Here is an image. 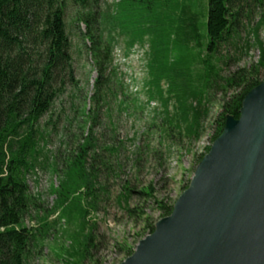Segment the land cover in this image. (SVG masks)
<instances>
[{
  "label": "trees",
  "instance_id": "1",
  "mask_svg": "<svg viewBox=\"0 0 264 264\" xmlns=\"http://www.w3.org/2000/svg\"><path fill=\"white\" fill-rule=\"evenodd\" d=\"M65 1L0 0V264H26L31 248L43 236L42 230L47 229L46 225L34 231L24 226L28 213L40 204L39 197L30 194L27 176L34 172L41 153L40 120L51 110L66 84H77L66 33ZM101 1L71 0L80 11L77 22L85 27L81 38L89 44L85 49L96 78L89 98L92 106L83 113L85 122L89 120L88 135L59 176L57 186L50 188L54 196L51 214L65 224L77 223V230L69 237L68 247L73 248L68 256L70 260L75 256L83 260L90 254L95 225L90 217L107 194L105 186L98 182L100 160L92 131L107 97L112 95L109 77L117 75L112 67L113 39L105 35L102 26L104 22L110 25L118 21L115 16L105 19ZM161 2L167 5L169 0ZM170 7L175 18L171 26L172 41L165 45V63L156 60L154 67L150 66L155 92L163 107L162 119L168 128L177 129L186 138L199 139L202 123L208 116L211 93L221 88L220 113L214 121L211 138L214 143L228 119H239L244 98L264 82L259 76L264 68V47L258 37L264 12L253 29L260 53L255 65L221 77L226 57L220 52L238 39L242 19L249 18L248 10L264 9V0H207L205 14L178 0ZM135 42L129 41L128 47ZM162 80L167 83L164 95L160 87ZM229 90L233 91L231 95ZM171 100L172 113L168 110ZM53 171L58 173L55 166ZM186 189L183 187V191ZM132 192L125 187L119 202L127 204ZM142 194L151 196V187ZM157 204L160 220L172 214L175 203ZM157 222L147 225L149 235L155 231ZM125 253L128 258L133 251L127 249Z\"/></svg>",
  "mask_w": 264,
  "mask_h": 264
},
{
  "label": "rangeland",
  "instance_id": "2",
  "mask_svg": "<svg viewBox=\"0 0 264 264\" xmlns=\"http://www.w3.org/2000/svg\"><path fill=\"white\" fill-rule=\"evenodd\" d=\"M161 1H101L105 19L115 16L118 21L110 25L104 22L102 26L105 35L113 39L112 67L117 75L109 77L112 95L107 97L93 125L92 136L100 160L98 182L105 186L107 194L90 217L95 223L94 246L83 260L79 256L72 260L68 257L73 250L68 247L69 237L77 230V223L65 224L51 214L54 196L50 188L57 186L59 176L89 132V120L85 122L83 113L92 106L89 98L96 78L91 57L85 49L89 44L81 38L85 27L77 22L80 11L71 0L65 1L66 33L77 84H66L51 110L39 122L43 143H40L39 160L34 172L27 176V183L30 194L39 197L40 204L28 213L24 226L34 231L46 225L47 229L42 230L43 236L31 248L26 264H121L127 259L125 250L131 249L134 253L138 244L149 236L147 225L160 221L157 203H175L183 194V187L190 188L208 155L213 145L214 121L220 113L221 88L211 93L208 116L202 123L199 139L186 138L177 129L168 128L162 119L163 107L155 92L150 66L154 67L156 60L165 63V45L172 41L171 26L175 18L170 6L175 0H169L167 5ZM178 1L200 13L205 14L207 10V0ZM263 12L264 9L248 10L249 18L242 19L238 39L220 50L226 57L221 77L238 69H249L258 62L260 53L253 29ZM258 37L264 47V22ZM133 40L136 42L128 47V42ZM259 76L264 79V68ZM160 87L164 95L165 80ZM232 93L229 90L228 95ZM173 103L169 101L170 113ZM200 157L203 158L199 161ZM54 166L58 173L53 171ZM125 187L133 191L127 204L119 202ZM147 187L152 189L151 196L142 194Z\"/></svg>",
  "mask_w": 264,
  "mask_h": 264
},
{
  "label": "water",
  "instance_id": "3",
  "mask_svg": "<svg viewBox=\"0 0 264 264\" xmlns=\"http://www.w3.org/2000/svg\"><path fill=\"white\" fill-rule=\"evenodd\" d=\"M121 264H264V82L226 121L172 214Z\"/></svg>",
  "mask_w": 264,
  "mask_h": 264
}]
</instances>
